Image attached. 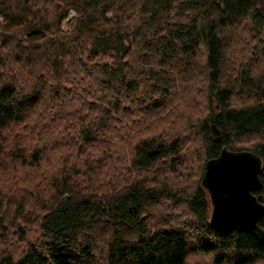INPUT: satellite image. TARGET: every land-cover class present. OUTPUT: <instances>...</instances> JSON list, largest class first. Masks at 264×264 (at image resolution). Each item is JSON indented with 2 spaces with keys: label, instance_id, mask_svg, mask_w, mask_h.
Masks as SVG:
<instances>
[{
  "label": "trees",
  "instance_id": "obj_1",
  "mask_svg": "<svg viewBox=\"0 0 264 264\" xmlns=\"http://www.w3.org/2000/svg\"><path fill=\"white\" fill-rule=\"evenodd\" d=\"M223 147L264 206V0H0V264H264V211L209 225Z\"/></svg>",
  "mask_w": 264,
  "mask_h": 264
},
{
  "label": "water",
  "instance_id": "obj_2",
  "mask_svg": "<svg viewBox=\"0 0 264 264\" xmlns=\"http://www.w3.org/2000/svg\"><path fill=\"white\" fill-rule=\"evenodd\" d=\"M213 133L217 134L214 126ZM262 160L249 151H229L223 147L219 155L205 163L201 186L209 195L212 229L229 232L254 226L264 206L252 193L261 185Z\"/></svg>",
  "mask_w": 264,
  "mask_h": 264
},
{
  "label": "rangeland",
  "instance_id": "obj_3",
  "mask_svg": "<svg viewBox=\"0 0 264 264\" xmlns=\"http://www.w3.org/2000/svg\"><path fill=\"white\" fill-rule=\"evenodd\" d=\"M71 15H73V13H71ZM62 27H63V29H65V26H64V25H62ZM233 51H234V50H233ZM232 57L235 58V52L232 54ZM5 162H8V160H6Z\"/></svg>",
  "mask_w": 264,
  "mask_h": 264
}]
</instances>
